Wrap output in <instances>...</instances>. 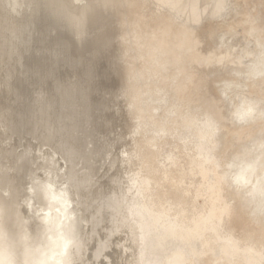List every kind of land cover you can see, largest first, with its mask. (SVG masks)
I'll return each mask as SVG.
<instances>
[{
	"label": "bare ground",
	"instance_id": "obj_1",
	"mask_svg": "<svg viewBox=\"0 0 264 264\" xmlns=\"http://www.w3.org/2000/svg\"><path fill=\"white\" fill-rule=\"evenodd\" d=\"M112 47L122 160V109L79 97ZM209 81L254 93L228 102L243 123ZM260 97L256 1L0 0V264H264Z\"/></svg>",
	"mask_w": 264,
	"mask_h": 264
},
{
	"label": "rangeland",
	"instance_id": "obj_2",
	"mask_svg": "<svg viewBox=\"0 0 264 264\" xmlns=\"http://www.w3.org/2000/svg\"><path fill=\"white\" fill-rule=\"evenodd\" d=\"M249 1H256V3H257V5H258V7L260 8V9H264V0H249ZM241 38V37H240ZM230 41V40H229ZM232 41V40H231ZM86 46H87V44H86ZM86 46L84 47V48H86ZM236 50L235 51H237V50H239L240 49V47L238 46V47H236L235 48ZM70 50H72L73 51V47L72 48H70ZM71 51V52H72ZM85 52V51H84ZM85 54V53H84ZM86 57H88L87 58V60H88V62L89 63H87V65L89 66V68H95V69H97L96 71H97V74H98V78L96 77L95 79H93V80H91L90 82H88L86 85H85V87L83 88V90H82V92L80 93V95H79V97H81V98H84V97H96V98H98L97 100H100V99H102L104 102H106L107 104L109 103V108H110V110H112V109H114V110H116L117 108H121L122 109V111H121V113H119L118 115H117V120H116V124H115V127H114V130H115V132H114V130H113V134L116 136V137H119L120 135H121V137H119V138H121L122 140L120 141V143L114 148V149H112V155H115V157L117 156V158H118V156H122V157H119L120 159L122 158H124L125 157V155L126 154H124L125 152H126V150L128 149V148H126V147H129L128 145H130V143L132 142V139L131 138H133V137H131V136H133L132 135V131L130 130V129H127V128H125V129H123L122 127H121V125H122V123H123V120L125 119V109H124V103H123V101H122V99L121 98H118L117 100H114L113 99V97L109 94V95H107V94H105V91H103V90H101V91H98V90H100L101 88L103 89V88H105V86L107 87V89H110V86H111V89L112 90H114V91H116V92H118L119 90H120V85H121V82H120V79H119V76H118V73H119V67H117V64H115L114 65V63H115V61H116V52H115V50H114V48L112 47V48H110V49H108V50H106L102 55H99V56H91V57H93L92 59H91V57H90V55H88V54H86ZM96 57V58H95ZM90 59V60H89ZM113 65H114V67L116 66L117 68H114L113 67ZM113 68H112V67ZM108 68H110L109 70H108ZM114 69V70H113ZM117 69V70H116ZM107 70V71H106ZM111 70H113V71H111ZM64 71H65V69L64 68H61L60 69V72H62V73H64ZM117 71H118V73H117ZM110 72V73H109ZM100 73V74H99ZM106 73V74H105ZM111 73H112V75H111ZM70 74V75H69ZM65 82L66 83H69L71 86H73V87H78L79 85H81V83H82V81H81V79H73L72 78V73H70V72H65ZM106 75V76H105ZM114 75H116V76H114ZM106 77V78H105ZM115 77H117V78H115ZM108 79V80H107ZM116 80V81H115ZM118 80V81H117ZM109 83H108V82ZM115 81V82H114ZM239 81L240 82H244L245 80H244V78H241V79H239ZM107 84H106V83ZM105 83V84H104ZM120 83V84H119ZM116 84V85H115ZM108 85V86H107ZM116 86V87H115ZM109 87V88H108ZM207 88H208V95L209 96H213V97H215V98H220L221 99V102H220V106L222 107L221 109H222V112H223V115H224V117H225V119H226V123H227V125H230L231 123H233V125H237L238 123L239 124H241L240 122H242L243 123V118H241V117H237V116H235L234 115V106H233V104L231 103L230 105H228L229 103H230V99H233L235 102H236V100L238 99V98H240L239 96L237 97V99H236V96L235 95H237V93H244L246 96H248V98L250 99H252V97L254 98L255 97V95H254V93H252V94H250L249 93V91L247 90V89H237V90H230L229 92H228V98H221L220 97V95H219V93L217 92V90H216V87L214 86V83L212 82V81H209L208 83H207ZM116 89V90H115ZM233 94V95H232ZM104 96H106V97H104ZM235 96V97H234ZM235 98V99H234ZM107 99V100H106ZM111 101H110V100ZM224 99H226V100H224ZM101 100V101H102ZM121 100V101H120ZM260 100H261V102L260 103H258V105H257V108L258 109H262L261 107L264 105V97H260ZM226 101V102H225ZM229 102V103H228ZM116 103V104H115ZM261 103H263L262 104V106L260 105ZM114 105L115 106V108L113 107V108H111L112 106ZM227 105H228V107H227ZM117 106V107H116ZM229 106H230V108H229ZM259 106V107H258ZM225 107H227V108H225ZM228 108L230 109L229 110V115H228ZM227 110V111H226ZM113 111V110H112ZM227 112V113H226ZM232 112V113H231ZM227 114V115H226ZM124 115V116H123ZM229 116V117H228ZM232 116V117H231ZM232 118V120L234 121H229V123L230 124H228V121H227V118H228V120H231V119H229V118ZM236 117V118H235ZM236 121H235V120ZM239 119H240V121H239ZM237 121H239V122H237ZM118 129H119V131H118ZM122 132V133H121ZM117 133V134H116ZM124 134V135H123ZM131 137H129V136ZM183 136V138H182V136ZM180 135V138H181V140H176L175 139V141L173 142H171V143H175L176 144V141H177V143L178 142H180L179 144H181V143H183V142H185V141H188L187 140V138L184 136L185 134H181ZM128 137H129V139H128ZM123 138H124V140H123ZM185 138V139H184ZM131 139V140H130ZM183 139L185 140V141H183ZM129 140V141H128ZM124 144H127V145H124ZM91 147V145H87V144H85V147ZM45 147V148H44ZM43 148V149H42ZM126 148V149H125ZM39 149L43 152V155H42V152H41V155H40V153H39V159H37L39 162V164H41V166L43 167L46 163H47V161L50 159L49 158V155H51V151L46 147V146H44V145H41V146H39ZM21 150V149H20ZM124 151V152H123ZM122 152V153H121ZM44 156H45V158H44ZM43 157V158H42ZM108 156H104V158L102 159H100L99 160V164L97 163V165H96V169L98 170L97 171V175H98V177H100V175L102 176V174H104L105 173V171H106V169H107V164H108V162L107 161H109V160H107L108 158H107ZM120 159H118L117 161L119 162V163H121V160ZM102 160H104V161H106V163L104 162V161H102ZM120 160V161H119ZM44 163V164H43ZM118 163V164H119ZM100 165V166H99ZM102 165H103V167H102ZM105 166V167H104ZM100 167V168H99ZM101 167H102V169H101ZM104 168H106V169H104ZM78 169H80V167L78 168ZM82 171V170H81ZM83 172V171H82ZM113 257V256H112ZM112 260V259H111ZM98 262H100L101 264H106L107 263V260H99ZM105 262V263H104ZM99 263V264H100ZM96 264H98V263H96ZM108 264V263H107Z\"/></svg>",
	"mask_w": 264,
	"mask_h": 264
}]
</instances>
